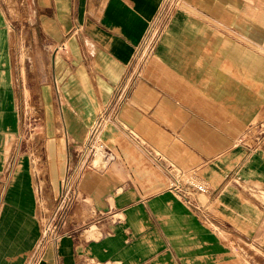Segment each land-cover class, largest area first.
Wrapping results in <instances>:
<instances>
[{
    "label": "crops",
    "instance_id": "crops-1",
    "mask_svg": "<svg viewBox=\"0 0 264 264\" xmlns=\"http://www.w3.org/2000/svg\"><path fill=\"white\" fill-rule=\"evenodd\" d=\"M161 2L0 0V215L7 209L14 219L3 232L2 263L19 264L31 246L28 264L41 239L33 241L36 189L18 158L28 104L46 130L78 148ZM247 5L183 0L175 10L106 123L133 141L108 147L112 160L104 165L86 167L67 153L64 177L76 168V200L68 232L46 247L48 264H243L227 234L264 253V149L238 144L264 116V12H236ZM60 149L49 152L51 167L64 164ZM173 172L202 179L207 200L184 199Z\"/></svg>",
    "mask_w": 264,
    "mask_h": 264
},
{
    "label": "rangeland",
    "instance_id": "rangeland-1",
    "mask_svg": "<svg viewBox=\"0 0 264 264\" xmlns=\"http://www.w3.org/2000/svg\"><path fill=\"white\" fill-rule=\"evenodd\" d=\"M244 2L250 3V0H244ZM251 2L252 5L238 8L236 9V12L239 11V14H247L248 16L250 14L257 15L262 11L264 12V0H251ZM259 52L260 54H264L263 49L259 48ZM28 106L32 110L35 109L31 104H28ZM32 110H29L28 118L25 117L26 119H24L25 129L21 137V142L19 144V150L21 152L18 158L25 160V169L30 172L33 183L32 187L35 186L36 189V196L33 194L35 207L34 210L36 211V214L34 215V228L36 236L33 241L35 242L36 239L40 237L42 238V236L43 241L37 253H35V258L30 259V261L28 260V264H38L43 257L46 251V247L49 245L50 241L68 232V230L64 226V222L68 215L70 204L76 200L72 188L75 181L73 178L71 179V177L74 176L76 168L73 167L71 169V173L69 174L68 172L66 174V178L64 177L67 153L69 155L68 157H71L72 159H88L90 162L91 160H93V166H95L96 164L104 165L107 161L111 160L112 157L111 155L108 156L109 158L106 156L107 154H105L104 148L99 147L100 144L109 148H114V145L121 146L122 144L130 143L133 140L131 141L128 137L122 134V132H118L115 134L112 133V130L110 129L112 126L108 123L106 124V127L104 126L105 128L102 130L99 136L100 141L98 144H95L93 150H90V147L85 146L84 143L88 134L84 138L83 143H80L78 148L69 150L70 147H68V144L66 143L65 136L61 134L62 132L60 131V133H54L51 128L46 130V127L42 126L44 124L41 118L34 117L36 115H39V113L36 114ZM50 131L52 133H50ZM49 139L62 141V161H64L62 167H60V165L58 166V164H55V167H51L48 151ZM133 139H135V141H137L138 143H143V141L134 134ZM238 144L247 146L252 150L256 148H259V150L264 149V116L256 119L250 126L247 127L244 133L239 137ZM57 161L59 162V160ZM173 174L178 178L180 182L185 183V186H187L189 182L206 185V183L203 182L202 179L196 177L193 173H184L183 177L180 175L181 173L179 174V172H173ZM67 177H69V180H67ZM256 184L261 187L259 183ZM65 193L68 194L67 199L64 198ZM261 193V198H263L264 192H260V194ZM199 196L201 197L202 202H205L207 200V195L200 194ZM64 199L65 202L63 201ZM87 202L90 203V200L87 199ZM225 239L228 243V249H232L231 255H237V257L243 262V264H264L263 252L258 251L256 248L253 249L250 244L242 243L241 245H236V242H233L229 234L225 235ZM30 247L23 253L21 258L22 262H20L19 264H23L24 259L28 255L31 256ZM54 258L56 259V253L54 254ZM5 259L8 260L9 256H7V258L5 257Z\"/></svg>",
    "mask_w": 264,
    "mask_h": 264
},
{
    "label": "built area",
    "instance_id": "built-area-1",
    "mask_svg": "<svg viewBox=\"0 0 264 264\" xmlns=\"http://www.w3.org/2000/svg\"><path fill=\"white\" fill-rule=\"evenodd\" d=\"M182 3L183 0H162L155 16L149 23L144 38L136 48L134 60L130 70H128L127 75L123 78V80H121L114 86L112 97L109 103L106 104L104 108H102L96 120L89 129L88 136L84 143L85 146L90 147V150H93L95 144L99 143V136L104 125L108 120L115 119L116 112L130 96L132 87L135 84L137 77H139L141 68L151 57L152 53L154 52V48L158 43L166 26L168 25L172 14L179 6H181ZM99 147L104 148L107 157L112 155V151L108 147L103 146L102 144H100ZM82 160L84 161L83 166H91L88 159ZM172 187L175 188L184 199L192 203L197 199V195L207 194L209 189L205 184H196L192 182H189L188 185L185 186V183L180 182L177 179L172 183ZM64 198H68L67 193L64 194ZM65 199L63 200L64 202ZM42 241L43 236L34 250V256L32 257V259L35 258V253H37L38 249L40 248ZM86 264H100V262L97 263L94 261H89Z\"/></svg>",
    "mask_w": 264,
    "mask_h": 264
},
{
    "label": "bare ground",
    "instance_id": "bare-ground-1",
    "mask_svg": "<svg viewBox=\"0 0 264 264\" xmlns=\"http://www.w3.org/2000/svg\"><path fill=\"white\" fill-rule=\"evenodd\" d=\"M53 141H54V143H55V147H54V143H53ZM53 141H51L50 142V144H49V152H50V154L52 155L53 153H54V151L56 152L57 151V153H58V151H60L61 149H60V144H62V141H59V140H53ZM98 150V149H97ZM60 153V152H59ZM102 154H104V153H102ZM104 157V156H103ZM109 158V157H108ZM107 159V158H106ZM105 159V160H106ZM104 160V161H105ZM112 160V159H111ZM109 162V161H108ZM23 163V162H22ZM55 165V161L53 160V162H52V167H55L54 166ZM23 168V167H22ZM21 168V169H22ZM24 169V168H23ZM172 170V169H171ZM169 171V170H168ZM173 171V170H172ZM25 173V172H24ZM182 177L184 176V175H182V174H180ZM19 176V175H18ZM20 177V176H19ZM27 177V176H26ZM178 179V178H177ZM193 181H195V180H193ZM15 183V182H14ZM24 183V182H23ZM195 183V182H194ZM199 183V182H198ZM15 187H16V185H14ZM13 186V187H14ZM22 186V185H21ZM24 186V185H23ZM12 189V188H11ZM7 190H9V189H7ZM15 190V189H14ZM21 190V189H20ZM14 192V191H13ZM23 192V191H22ZM20 193V192H19ZM24 193V192H23ZM22 193V194H23ZM8 194V193H7ZM9 196V195H8ZM22 196V195H21ZM21 196H20V199L19 200H21ZM25 196H27V195H25ZM23 197V196H22ZM25 198V197H24ZM26 199V198H25ZM24 199V200H25ZM30 201H31V199H30ZM30 201H28V202H30ZM19 202V201H18ZM23 202V201H22ZM5 204V203H4ZM8 205V204H7ZM196 205V204H195ZM12 206V205H11ZM199 209H200V207H198ZM13 214V213H12ZM12 220H14L13 219V217H12V215H10V212L7 210V209H4V210H2V212H1V215H0V264H4V263H2V261H3V257H4V253L6 252V250H5V247H4V243L6 242V240H7V238H6V236H5V230H6V223H9V222H12ZM18 231V230H17ZM4 232V233H3ZM16 232V231H15ZM29 233V232H28ZM88 234L89 233H86V236H88ZM26 239V238H25ZM28 243V242H27ZM16 244V243H15ZM24 246V245H23ZM2 247V248H1ZM24 251V250H23ZM20 259V258H19ZM49 259H50V256H48V255H45V256H43L42 258H41V260H40V262L38 263V264H48V262H49ZM21 260V259H20ZM10 261V260H9ZM15 263V262H14ZM17 263V262H16ZM15 263V264H16ZM13 264V263H12Z\"/></svg>",
    "mask_w": 264,
    "mask_h": 264
}]
</instances>
